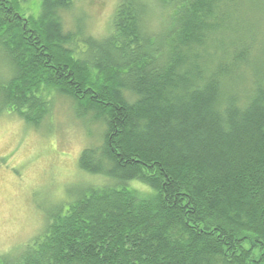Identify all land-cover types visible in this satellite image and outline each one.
Masks as SVG:
<instances>
[{
    "label": "trees",
    "instance_id": "obj_1",
    "mask_svg": "<svg viewBox=\"0 0 264 264\" xmlns=\"http://www.w3.org/2000/svg\"><path fill=\"white\" fill-rule=\"evenodd\" d=\"M75 1L0 0V113L75 103L102 130L79 167L114 184L0 264H264V0H121L103 38Z\"/></svg>",
    "mask_w": 264,
    "mask_h": 264
},
{
    "label": "rangeland",
    "instance_id": "obj_2",
    "mask_svg": "<svg viewBox=\"0 0 264 264\" xmlns=\"http://www.w3.org/2000/svg\"><path fill=\"white\" fill-rule=\"evenodd\" d=\"M120 1L76 0L63 14L66 29L81 23L92 36H107ZM165 13L156 9L151 25H160ZM4 65L6 59L0 56V67ZM55 107L52 121L39 128L0 113V257L12 262L34 249L50 220L65 213L87 187L114 184L79 167L82 151L100 143L102 130L90 124V117L78 119L75 103L63 97L56 99Z\"/></svg>",
    "mask_w": 264,
    "mask_h": 264
}]
</instances>
